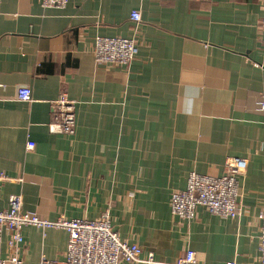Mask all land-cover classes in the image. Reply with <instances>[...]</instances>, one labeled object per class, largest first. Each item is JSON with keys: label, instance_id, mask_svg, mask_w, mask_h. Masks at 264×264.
<instances>
[{"label": "crops", "instance_id": "0c3cea01", "mask_svg": "<svg viewBox=\"0 0 264 264\" xmlns=\"http://www.w3.org/2000/svg\"><path fill=\"white\" fill-rule=\"evenodd\" d=\"M263 16L264 0H0V209L17 196L49 220L108 210L117 233L156 261L190 248L210 264H260ZM96 35L135 37V57L96 62ZM19 87L30 101L17 99ZM61 94L74 101L73 134L48 128ZM230 156L248 160L241 214L198 206L189 220L174 216L169 198L188 173L220 175ZM21 233L24 263L64 260L66 229Z\"/></svg>", "mask_w": 264, "mask_h": 264}, {"label": "built area", "instance_id": "2783aa9c", "mask_svg": "<svg viewBox=\"0 0 264 264\" xmlns=\"http://www.w3.org/2000/svg\"><path fill=\"white\" fill-rule=\"evenodd\" d=\"M68 0H39L42 7L62 8ZM130 18L138 23L140 13L133 10ZM260 27L264 31V16L260 19ZM137 41L135 37L101 36L94 37L93 56L98 63L127 65L135 57ZM17 99L31 100L28 87H19ZM261 103L260 110L264 105ZM56 111L53 120L48 123L51 132L73 134L75 129L74 101L67 99L65 94L55 100ZM34 146L33 141H27L26 149ZM248 160L245 157L230 156L225 159L223 172L220 175L201 174L190 171L183 189L174 190L169 198L170 211L174 216L189 220L195 216L198 206L205 207L211 213L222 217L237 218L242 209L239 204V177L247 169ZM258 259L264 264V208L260 211ZM34 225L42 229L47 227L64 228L68 238L64 251V260L57 261L41 256L39 264H210L196 257L195 252L188 248L182 256L172 263L156 261L152 253L143 255L142 248L136 242L122 238L111 224L108 210H104L97 218H71L59 216L49 220L39 217L36 213L24 211L20 199L13 196L6 209H0V264H26L19 257L22 242L21 228ZM6 233V250L1 251L2 234ZM226 264H239L229 260Z\"/></svg>", "mask_w": 264, "mask_h": 264}]
</instances>
